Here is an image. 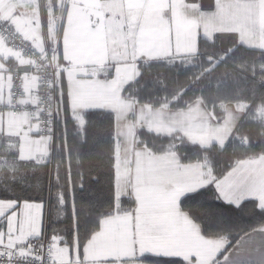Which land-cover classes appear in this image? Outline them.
Wrapping results in <instances>:
<instances>
[{"label":"crops","instance_id":"0c3cea01","mask_svg":"<svg viewBox=\"0 0 264 264\" xmlns=\"http://www.w3.org/2000/svg\"><path fill=\"white\" fill-rule=\"evenodd\" d=\"M0 15L42 48L37 0H0ZM215 38L223 53L229 51V41L264 52V0L65 1L59 62L67 108L79 126L84 112L115 116L117 197L134 203L129 213L99 222L82 251L91 264H147L141 261L146 256L185 264H232L241 249L245 264H264V226L229 247L225 238L205 237L201 226L181 210L180 201L191 187L214 186L208 167L182 164L173 152L153 154L138 145V132L144 130L158 137L178 136L202 148L223 146L242 119L244 104L225 105L218 122L200 101L171 110L141 105L123 95L139 74L138 62L182 61L196 54L199 40ZM21 66L23 59L0 46V102L7 99ZM263 114L261 107L257 117L264 122ZM51 153L52 142L40 136L36 120L0 117V172L12 173L14 164L43 163ZM229 174L239 177L229 190L235 196L230 206L253 201L264 211V155L237 162L225 176ZM11 202L0 200V209L7 211ZM17 212L21 216L16 217ZM12 215L20 239L41 235L37 201L21 202ZM45 219L43 208V226ZM62 247L58 245L55 264H80L81 258Z\"/></svg>","mask_w":264,"mask_h":264},{"label":"trees","instance_id":"16d2710c","mask_svg":"<svg viewBox=\"0 0 264 264\" xmlns=\"http://www.w3.org/2000/svg\"><path fill=\"white\" fill-rule=\"evenodd\" d=\"M62 1L51 0L54 14L60 11ZM228 47L229 51L223 53L217 38L199 40L190 63L138 62L139 74L123 92L125 97L152 108L183 110L192 102L200 101L218 122L223 119L225 105H245L242 119L223 146L202 148L178 136L158 137L144 130L138 132V145L153 154L173 152L182 164L201 163L209 168L212 182L224 177L237 162L264 155V122L257 117L258 110L264 107V52L247 49L234 41H229ZM57 103L59 115L51 155L43 163L14 164L12 173L0 172V181L9 185L8 191L0 190V200L15 201L19 197L21 202H38L42 198L44 212L49 207V239L54 241L55 236L59 237V246L76 248L77 258H81L83 246L98 231L99 222L129 213L134 203L117 197L119 142L115 116L107 111L84 112L83 125L79 126L67 108L61 71ZM13 178L19 187L12 185ZM215 195L212 192L209 199L218 203ZM179 205L201 226L205 237L225 238L229 247L245 234L264 226V211L253 201L238 207L226 205L234 210L211 220L182 200ZM141 261L185 264L178 259L150 256L142 257Z\"/></svg>","mask_w":264,"mask_h":264},{"label":"built area","instance_id":"2783aa9c","mask_svg":"<svg viewBox=\"0 0 264 264\" xmlns=\"http://www.w3.org/2000/svg\"><path fill=\"white\" fill-rule=\"evenodd\" d=\"M37 7L41 13L42 50L0 15V46L8 54L23 59L25 66L30 68L28 72L14 73L7 99L0 102V117L11 114L36 120L40 136L50 139L53 146L55 124L59 115V35L65 14L64 7L54 14L51 0H37ZM29 83H33V90L28 89ZM26 242V245H20V250L30 246L37 257L43 258L42 264L55 261L58 244L48 237L47 213L41 235L27 239ZM0 264H8L7 259L0 258ZM13 264H41V261L29 257L27 260L15 259Z\"/></svg>","mask_w":264,"mask_h":264},{"label":"snow or ice","instance_id":"6c2138e0","mask_svg":"<svg viewBox=\"0 0 264 264\" xmlns=\"http://www.w3.org/2000/svg\"><path fill=\"white\" fill-rule=\"evenodd\" d=\"M196 2V0H193ZM235 179H239L236 177ZM235 179L232 178L231 174L225 176L222 180L216 179L214 181V186L210 184H201L191 187L186 191L182 197V202L187 204L190 208L197 210L199 214L207 217L209 220L222 214L225 211H232L234 208L226 207V205H233L235 196L229 195V190ZM12 185L19 187L15 178L11 181ZM9 185L4 181H0V190L8 191ZM15 188L13 187L12 191ZM27 191V188L24 189ZM212 192H215V199L219 201L218 203H213L209 196ZM11 195V193H9ZM7 200V198H5ZM31 199V198H28ZM21 203V199L17 197L14 202L9 204L7 211L0 209V258H6L8 264H13L15 259L23 258L27 260L31 257L32 260L39 259L43 261L42 257H37L34 249L30 246H26L25 249L20 250V245L25 244L26 240L20 239L21 233L17 229V221L13 217V209H18ZM41 207V227H43V199L38 201ZM21 216V213L17 212L16 217ZM103 243V242H101ZM77 245L79 246L78 230H77ZM50 264H55V261H50ZM80 264H91V262L84 260L82 257L80 259ZM232 264H245L243 249L237 252L235 259Z\"/></svg>","mask_w":264,"mask_h":264},{"label":"rangeland","instance_id":"374dc122","mask_svg":"<svg viewBox=\"0 0 264 264\" xmlns=\"http://www.w3.org/2000/svg\"><path fill=\"white\" fill-rule=\"evenodd\" d=\"M65 1H66V0H63V1L61 2V7H64V14H65ZM59 12H60V11H59ZM59 12H58V13H59ZM39 19H40V21H41V13H40V10H39ZM64 20H65V17H64ZM41 24H42V22H41ZM63 24H64V21H63ZM62 28H63V25H62V27H61V32H60V35H59V40H60V41H61ZM40 33H41V31H40ZM40 38H41V36H40ZM41 44H42V48L39 49V50H42V49H43V42H42V39H41ZM191 58H192V57L187 58V59H183L182 62L190 63V59H191ZM244 106H245V105H244ZM262 108H263V107H262ZM244 109H245V107H244ZM244 109H243V113H244ZM261 116L263 117L264 114L261 115ZM45 213H47V215H48V213H49V207L46 208V212H45ZM53 239H54V242H56L57 244H58V242H60V238L57 237V236H55ZM64 247H66V246H64ZM60 248H63V247L60 246ZM66 248H68V247H66ZM68 249H69V248H68ZM69 250H70V249H69ZM70 252L73 253V255L77 256L76 248L71 249Z\"/></svg>","mask_w":264,"mask_h":264},{"label":"water","instance_id":"95a60500","mask_svg":"<svg viewBox=\"0 0 264 264\" xmlns=\"http://www.w3.org/2000/svg\"><path fill=\"white\" fill-rule=\"evenodd\" d=\"M29 66H21L19 68H17V71L19 72H28L29 71Z\"/></svg>","mask_w":264,"mask_h":264}]
</instances>
